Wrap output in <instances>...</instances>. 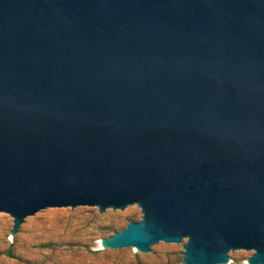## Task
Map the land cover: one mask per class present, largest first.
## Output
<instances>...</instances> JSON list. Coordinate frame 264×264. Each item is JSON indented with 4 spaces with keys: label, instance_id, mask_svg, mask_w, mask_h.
<instances>
[{
    "label": "water",
    "instance_id": "water-1",
    "mask_svg": "<svg viewBox=\"0 0 264 264\" xmlns=\"http://www.w3.org/2000/svg\"><path fill=\"white\" fill-rule=\"evenodd\" d=\"M139 205L105 248L264 264V0H0V218Z\"/></svg>",
    "mask_w": 264,
    "mask_h": 264
},
{
    "label": "rangeland",
    "instance_id": "rangeland-1",
    "mask_svg": "<svg viewBox=\"0 0 264 264\" xmlns=\"http://www.w3.org/2000/svg\"><path fill=\"white\" fill-rule=\"evenodd\" d=\"M142 216L140 205L131 214L115 216L100 208L43 213L29 220L19 238L18 232L12 233L13 217L3 213L0 264H184V246L163 244L153 258L139 249L99 246L100 240ZM253 253L236 252V261L230 264H249Z\"/></svg>",
    "mask_w": 264,
    "mask_h": 264
},
{
    "label": "bare ground",
    "instance_id": "bare-ground-1",
    "mask_svg": "<svg viewBox=\"0 0 264 264\" xmlns=\"http://www.w3.org/2000/svg\"><path fill=\"white\" fill-rule=\"evenodd\" d=\"M13 219H14V218H13ZM99 246H100L101 248L104 247L103 241L100 240V242H99Z\"/></svg>",
    "mask_w": 264,
    "mask_h": 264
}]
</instances>
